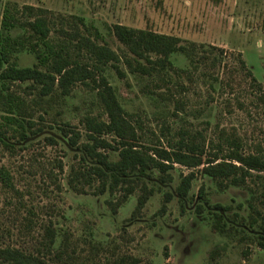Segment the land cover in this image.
<instances>
[{
    "label": "rangeland",
    "instance_id": "374dc122",
    "mask_svg": "<svg viewBox=\"0 0 264 264\" xmlns=\"http://www.w3.org/2000/svg\"><path fill=\"white\" fill-rule=\"evenodd\" d=\"M0 2L1 12L8 6L20 18H24L25 6L47 11L55 19L51 38L57 42L68 39L61 32L73 34L76 25L79 35L95 41L99 36L100 45L116 52L120 57L116 65L123 75L113 68V62L104 75L122 107L142 128L145 140L155 143L166 127L171 133L168 138L176 139L181 138L179 133L189 132L210 141L224 131L237 136L247 153L264 150V102L246 75L250 70L264 90V0ZM60 17L70 23H60ZM115 25L174 36L181 45L191 49L193 43L196 48L194 53L173 56L177 71L168 72L165 82L159 75L131 73L125 60L133 55L114 36ZM19 35L25 32L16 27L11 36ZM14 61L20 67L38 64L25 51ZM220 83L222 88L212 87ZM11 88L17 103L22 104L18 112L27 119L21 122L23 128L5 125L0 99V168L12 172L17 189L16 195L0 186V246L41 249L44 226L51 222L59 239L68 238V254L76 264L121 258L127 264L132 259L137 264H264V249L259 246L264 233L251 218L253 209L264 214V173H254L246 186L228 187L203 176L201 169L176 165L171 171L173 182L161 183L154 172L139 182L136 192L114 213L108 201L115 205L122 193L96 196L94 185L86 189L87 194H79L68 184L72 167H84L83 154L69 145L62 129L70 123L71 129L84 134L82 120L103 114L96 85L76 84L68 96L55 88L48 97H42L31 83H16ZM192 172L195 179L189 195L180 198L181 177ZM142 184L152 193L144 209L137 212ZM216 214L223 216L220 226L224 234L214 230Z\"/></svg>",
    "mask_w": 264,
    "mask_h": 264
},
{
    "label": "trees",
    "instance_id": "16d2710c",
    "mask_svg": "<svg viewBox=\"0 0 264 264\" xmlns=\"http://www.w3.org/2000/svg\"><path fill=\"white\" fill-rule=\"evenodd\" d=\"M1 7L0 2V99L4 105L2 111L6 113L3 118L5 125L23 128L22 123L27 119L26 115L18 112L22 104H18L17 98L11 94V87L16 83H31L34 88L39 89L42 97L52 95L55 88L59 89L62 95L68 96L76 84L93 83L96 85L95 89L99 90L103 114L88 115L82 120L85 133L71 129L70 123L67 128L62 129L69 145L83 154L81 161L84 167H72L69 175L68 184L74 192L87 194L86 189L96 185L93 193L96 196L113 197L116 193H122L121 199L116 201L115 205L114 202L108 201L112 211L117 213L118 208L136 192L139 182L149 178L154 172L158 173L161 183L173 182L171 171L175 170L176 165L189 170L201 169L203 176L220 186L228 187L246 186L247 182L253 179L254 173H264V150L259 148L256 152L247 153L237 136L225 134L224 131L216 140H200L197 134L191 135L189 132L179 133L181 138L176 139L168 138L171 133L170 128L166 127L155 143L145 140L141 134L142 128L136 125L131 115L122 107L116 90L104 75L106 67L112 62L118 74L123 73L116 65L120 62L119 55L107 45H100L97 41L99 36L95 35V41L89 36L79 35L75 25L73 34L61 32L69 37L67 41L57 42L51 38L55 19L48 15L47 11L25 6L22 10L24 18H20L16 10L5 6L1 12ZM79 20L84 23V19ZM57 21L70 23L62 17ZM16 27L22 29L25 35L13 38L11 32ZM87 31L90 32L88 29ZM113 31L118 41L133 55L132 59L125 60L131 73L147 77L159 75L164 82L168 72L177 71L172 61L173 56L180 52L194 53L196 48L193 43L190 45L191 49L181 45V40L174 36L123 25H115ZM95 32L99 35L97 30ZM90 34L94 36L93 33ZM24 51L34 55L38 64L33 67H20L14 57L17 55L18 58ZM84 52L88 56L87 60L93 64L84 60ZM240 62L245 69V62ZM217 64L218 59H215L214 68ZM246 75L255 83L259 99L264 102L261 84L250 70H247ZM166 85H169V82ZM212 87L217 90L222 88V84ZM173 115L177 116L178 113ZM23 138L26 139V135H23ZM194 179L193 172L181 177L177 189L180 198L188 197ZM0 186L5 191L17 195L14 176L6 167L0 168ZM141 190L137 212L144 209L152 193L145 184H142ZM200 192L199 197L202 198L203 188ZM215 217L214 230L224 234L220 226L223 216L216 214ZM251 218L252 224H258L264 233V214L253 209ZM44 232V241L40 242L42 248L35 251L11 245L0 246L1 263L76 264L73 256L68 254V238L59 239L58 231L51 222L44 226ZM260 239L262 241L259 246L264 249V237L261 236ZM131 263L137 264V259H132ZM102 264H127V260L121 258Z\"/></svg>",
    "mask_w": 264,
    "mask_h": 264
}]
</instances>
